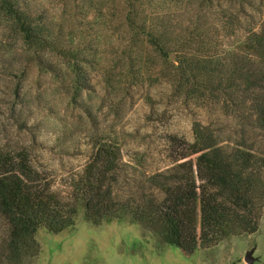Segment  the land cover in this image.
Wrapping results in <instances>:
<instances>
[{"label":"trees","instance_id":"1","mask_svg":"<svg viewBox=\"0 0 264 264\" xmlns=\"http://www.w3.org/2000/svg\"><path fill=\"white\" fill-rule=\"evenodd\" d=\"M219 1L226 7L218 0H197L193 6L190 0L188 6L184 0L94 3L96 18L103 17V7L110 18L102 25L122 26L116 59L135 86L155 75L157 80L172 78L173 89L183 97L215 102L222 96L221 109L236 106L264 131V0ZM177 4L184 6L178 19L170 11ZM204 5L219 7L208 25ZM248 9L254 19L243 28L238 18L250 15ZM0 18L40 67L55 74L61 69L49 56L65 59L72 97L86 88L78 66L84 48L65 44L59 23L33 14L20 0H0ZM232 25L241 31L233 47L223 50L218 43L204 41L211 27L235 35ZM143 48L145 55L137 52ZM44 52L49 56L43 59ZM172 53L175 58L165 74L163 66L152 69ZM169 143L170 161L153 170L142 172L143 157L134 153L131 159L141 173L135 176L124 168L117 135L99 136L65 188L55 186L54 178L36 167L23 142L0 146V216L7 223L0 264H22L37 253L35 235L40 228L61 232L80 212L92 224L123 220L145 226L186 254L228 236L255 232L264 215V153L241 142L222 144L210 126L200 122L193 124L192 140L170 134Z\"/></svg>","mask_w":264,"mask_h":264},{"label":"rangeland","instance_id":"2","mask_svg":"<svg viewBox=\"0 0 264 264\" xmlns=\"http://www.w3.org/2000/svg\"><path fill=\"white\" fill-rule=\"evenodd\" d=\"M94 1L20 0L33 14L59 23L65 44L84 48L78 66L86 88L74 97L65 59L44 52L43 59L49 56L61 70L54 74L40 67L19 35L0 18V146L23 142L36 167L53 177L59 188H65L71 175L84 166L95 140L112 133L121 145L124 168L135 176L141 173L131 159L134 153L143 157L142 172L166 165L170 161L169 135L190 141L195 122L210 126L222 144L241 142L264 153V131L236 106L231 107L233 112L221 109L222 96L215 102L186 98L173 89L172 78L157 80L156 75L135 86L121 73L122 62L116 59L122 26L102 25L103 19L110 18L105 7L103 17L96 18L98 3ZM102 2L107 4V0ZM196 2L190 0V6ZM184 3L189 5L186 0ZM218 4L226 7L225 1L218 0ZM174 6L170 11L178 19L184 6ZM216 8L204 5L207 25L217 16ZM247 12L250 15L238 18L243 28L254 19L251 10ZM232 28L235 35L220 26L211 27L204 41L218 43L217 48L223 50L233 47L241 31L235 25ZM137 52L145 55L144 48ZM169 61L173 59L159 60L155 66L150 61L143 67L151 65L157 70L163 66L165 74ZM123 87L126 90L118 91ZM6 239L7 223L0 216V258ZM35 240L37 253L22 264H249L244 260L249 249H253L251 264H264V215L255 232L228 236L190 254L163 242L145 226L123 220L92 224L81 212L74 224L61 232L40 228Z\"/></svg>","mask_w":264,"mask_h":264},{"label":"water","instance_id":"3","mask_svg":"<svg viewBox=\"0 0 264 264\" xmlns=\"http://www.w3.org/2000/svg\"><path fill=\"white\" fill-rule=\"evenodd\" d=\"M170 57H171L172 59H174V58H175V54L172 53V54L170 55ZM252 252H253V249H249V250L246 251L245 256H244V260H245L246 262H248L249 264H251V263L253 262V260H254V258H253V256H252Z\"/></svg>","mask_w":264,"mask_h":264}]
</instances>
